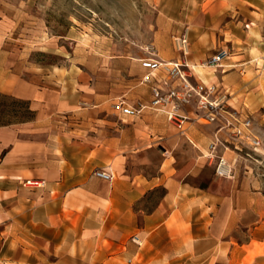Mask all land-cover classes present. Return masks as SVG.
Masks as SVG:
<instances>
[{
  "label": "crops",
  "instance_id": "1",
  "mask_svg": "<svg viewBox=\"0 0 264 264\" xmlns=\"http://www.w3.org/2000/svg\"><path fill=\"white\" fill-rule=\"evenodd\" d=\"M184 8L179 37L187 44L161 59L185 62L192 83L218 85L216 96L229 110L252 119L264 106V0H186ZM220 48L231 54L214 70L205 62ZM138 65L133 86L117 96L130 104L151 98ZM1 94L27 100L35 111L31 121L0 126L4 264H264V204L247 159L248 149L264 152L261 144L195 120V102L183 109L188 119L180 131L154 110L78 113L75 96L9 67L0 66ZM167 125L191 146L184 171L169 146L158 163L151 160ZM252 132L258 136L253 122ZM215 136L224 143L215 154L233 164L230 178L217 176L207 156ZM102 169L111 179L94 174ZM32 179L44 186L23 185Z\"/></svg>",
  "mask_w": 264,
  "mask_h": 264
},
{
  "label": "rangeland",
  "instance_id": "2",
  "mask_svg": "<svg viewBox=\"0 0 264 264\" xmlns=\"http://www.w3.org/2000/svg\"><path fill=\"white\" fill-rule=\"evenodd\" d=\"M185 6L186 0H0V66L75 96L78 113L111 114L115 97L127 93L139 76L140 58L179 55L176 38ZM50 66L53 72H43ZM11 108V99H3L0 111ZM263 111L264 106L251 115L262 148ZM6 113L0 118L10 119ZM165 128L168 136L157 140L151 160L158 163L160 150L169 146L184 171L193 159L191 146L174 136L171 125ZM247 159L264 204V152L248 149ZM210 174L211 169L204 176ZM161 192L158 188L156 196Z\"/></svg>",
  "mask_w": 264,
  "mask_h": 264
},
{
  "label": "built area",
  "instance_id": "3",
  "mask_svg": "<svg viewBox=\"0 0 264 264\" xmlns=\"http://www.w3.org/2000/svg\"><path fill=\"white\" fill-rule=\"evenodd\" d=\"M177 44L185 47L187 37L176 38ZM184 50V49H183ZM227 48L218 49L210 56L205 65L217 70L224 67V60L230 56ZM142 68L147 72L141 77L140 83L145 84L151 91L148 101L138 100L128 103L124 98L118 97L112 103L113 110L124 116H139L145 110H154L165 115L167 121L182 131L183 123L188 119L183 109L195 102L196 111L194 119L205 123H219V130L225 129L235 139L246 140L251 146L257 147L261 140L252 132V119L241 118L234 111L229 110V105L219 98L218 85L199 81L192 83L184 69L185 62L165 61L154 57H143L139 59ZM157 74L163 75L158 78ZM176 83V84H174ZM218 145L224 143L218 138L208 144V158L213 161L214 173L217 176L230 178L233 175V164L223 155H216ZM94 174L100 178L111 179L112 174L106 170H96ZM23 185L31 187H43L44 181L38 179L26 180ZM138 242L136 237L132 239Z\"/></svg>",
  "mask_w": 264,
  "mask_h": 264
},
{
  "label": "trees",
  "instance_id": "4",
  "mask_svg": "<svg viewBox=\"0 0 264 264\" xmlns=\"http://www.w3.org/2000/svg\"><path fill=\"white\" fill-rule=\"evenodd\" d=\"M11 99L12 103V108L6 113L7 111L5 109H2L0 111V117H5L6 115L2 114H7L11 116L10 119L4 120L3 118H0V126H6V125H11V124H16V123H21V122H27L31 121L35 117V111L31 108L29 101L23 100V99H17L16 97L9 95V94H3L2 97L0 98V104L2 103L3 99ZM16 105L19 108L23 109H16Z\"/></svg>",
  "mask_w": 264,
  "mask_h": 264
}]
</instances>
